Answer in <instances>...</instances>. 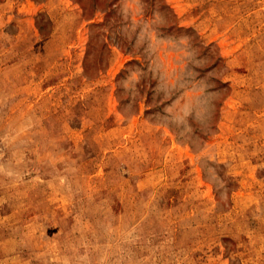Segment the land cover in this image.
Returning a JSON list of instances; mask_svg holds the SVG:
<instances>
[{
	"label": "rangeland",
	"instance_id": "374dc122",
	"mask_svg": "<svg viewBox=\"0 0 264 264\" xmlns=\"http://www.w3.org/2000/svg\"><path fill=\"white\" fill-rule=\"evenodd\" d=\"M0 264H264V0H0Z\"/></svg>",
	"mask_w": 264,
	"mask_h": 264
}]
</instances>
